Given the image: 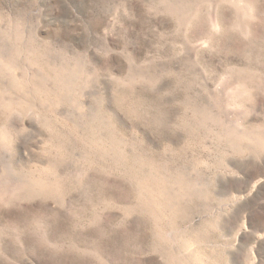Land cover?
<instances>
[{
    "label": "rangeland",
    "instance_id": "1",
    "mask_svg": "<svg viewBox=\"0 0 264 264\" xmlns=\"http://www.w3.org/2000/svg\"><path fill=\"white\" fill-rule=\"evenodd\" d=\"M0 264H264V0H0Z\"/></svg>",
    "mask_w": 264,
    "mask_h": 264
}]
</instances>
